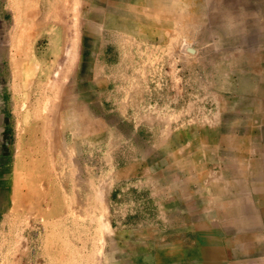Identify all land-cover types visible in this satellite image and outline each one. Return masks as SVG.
Returning a JSON list of instances; mask_svg holds the SVG:
<instances>
[{
	"label": "rangeland",
	"instance_id": "374dc122",
	"mask_svg": "<svg viewBox=\"0 0 264 264\" xmlns=\"http://www.w3.org/2000/svg\"><path fill=\"white\" fill-rule=\"evenodd\" d=\"M0 264H264V0H0Z\"/></svg>",
	"mask_w": 264,
	"mask_h": 264
}]
</instances>
